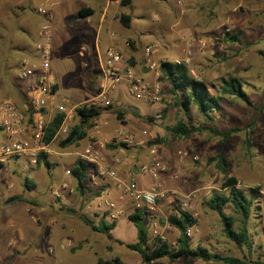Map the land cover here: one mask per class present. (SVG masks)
I'll use <instances>...</instances> for the list:
<instances>
[{
	"label": "rangeland",
	"instance_id": "rangeland-1",
	"mask_svg": "<svg viewBox=\"0 0 264 264\" xmlns=\"http://www.w3.org/2000/svg\"><path fill=\"white\" fill-rule=\"evenodd\" d=\"M13 1H17V5L20 8L28 10L30 15L33 16V20L26 25L29 29H33L38 21H42L41 17L35 14L36 12L29 11L31 8L32 10H36L37 5L32 3L34 0ZM170 1L176 5L177 12L181 9L186 13L181 25L188 24L185 26H190V31H185L187 34L174 36L173 34L169 35L167 33L169 31H162L163 33L159 35L161 29L157 25L158 23L153 21V13L156 12L159 1H146L144 4L142 0H134L131 5L122 8L123 12L129 14L132 18H134V12L142 11L145 13L143 17H139L136 20L137 27L129 30L130 35L135 38L137 51L142 53L143 47L150 45L152 49L148 57L156 64H159L162 60H171L173 58L185 63L189 73L194 78L203 81L212 95H215L219 91L221 80L234 77L238 79L250 104H245L235 96L221 94L219 109L217 112H211L213 126L220 130H225L232 126L240 128L239 131L227 136L223 143H220L218 136H212L206 131L192 133L186 138H174L166 130L161 135L158 127L163 123L164 118L155 122L157 127L156 132L153 130L154 122L151 120L153 123L151 122L149 128L154 132L143 141L144 147H140L139 149L141 151L144 150L143 154L133 152V163L139 165L147 162L151 156L148 150L153 149L155 156L165 166L166 171L164 173L169 174V176L170 174L174 175V177L165 178V183H163L164 185L161 184V186L166 192L162 198L156 200L155 207L158 210L155 207L153 210H149L148 215L154 213L152 214L153 218L151 220L148 218V222L143 220L142 225L149 236L158 235L151 233L153 226H150V224L152 221H157L155 224L156 228H158L157 224L162 218L166 219L167 214L176 206L182 207L184 210L189 211L196 220V225H193L192 229L189 228L190 234L188 237H190L189 245L191 247L194 246L193 244L198 243L209 251L215 252L214 247H211V244H213L219 250L224 249L222 250L223 254H231L237 257L245 254L249 261H263L264 60L260 53L264 52V0ZM97 11L98 9L95 8L96 13ZM52 24L51 21L50 48L51 50L53 49V38L56 50L53 54L49 55V72L51 74L54 72L53 75L56 81V83L54 82L55 90L58 86L65 84L66 81L69 83V90L72 87V83H78L75 94L74 91L71 92L68 89L67 93H65L64 90L66 89L62 88L55 92L53 100L59 101L62 98H66L64 97L65 94V96H70L69 98H74L73 100L68 99L70 106L81 105L97 93V82L82 84L84 80L82 78L84 74L83 68L77 66L75 71L72 70L73 76L66 68L69 63H73V61L76 63L78 61L77 53L78 51L87 49V46H89L88 40H77L75 37L64 39L65 37L60 36L58 31H53ZM73 28L72 26L71 29L74 30ZM225 31L231 35H235L236 39H226L224 35ZM175 38L178 39L177 42L171 43L170 40ZM198 40L205 41L203 47L200 48L198 46ZM134 41L131 43L132 45L128 43L127 47H133ZM28 42L31 45L34 44H32L31 39H28ZM183 42H185L184 45ZM10 53H8V57L11 58L10 71L16 74L17 65H13V56ZM160 54L164 56L156 58ZM79 55L81 56V54ZM127 59L131 63L132 58L128 56ZM141 60L145 65L142 57ZM27 61L33 63L37 59L27 56ZM64 64L65 69L63 68ZM149 71L151 70L149 69ZM158 77L159 75L154 78L162 84V81ZM6 83L13 91H16V93L14 92L13 99L16 103H19L21 101V85L17 86L14 81L9 80ZM163 84L167 85L166 82H163ZM82 93L85 97H80ZM78 94L79 96L75 97ZM165 97L167 96L162 94V98ZM172 100L173 98H169L167 102L171 105L168 125L174 123L179 117L186 120L183 113L179 115L176 106L172 105ZM127 101L131 109L133 108L140 115L144 116L148 110L150 111L151 107L147 105L148 103L134 100L130 95L127 96ZM161 103L162 101L159 105ZM76 121L77 118L72 110L68 126L76 123ZM189 121L192 124H199L203 120L199 113L192 111L189 114ZM140 123L144 126L146 125L143 120ZM62 137L57 136L52 139L47 148L54 151L63 150L67 145L63 147L59 145ZM3 139L4 137L0 132V141ZM88 139L84 137L77 140L69 144L68 148L79 150L85 141H91L90 138ZM123 148L127 150L129 147ZM217 152L225 160V173H222L217 167L216 160L212 159ZM145 156L146 159H144ZM64 163L67 164V161ZM61 168L62 164L59 161H55L52 162V168L47 171L42 163L30 164L28 159L22 156L8 158L6 163L0 168V206L2 207L5 204L3 202L10 196L20 197L21 201H30L28 203L20 202L24 207L28 205L32 209V211L28 212L24 211V208L23 211H12L11 206H3L0 209V264H47L42 256L36 255L34 258L33 254H31L33 250L46 253V249L51 246L48 241H44L41 238L45 225L44 221L48 217L45 214L48 211L52 213V210L57 211L60 209L63 214L69 215L73 209L69 203H65L62 206L59 195L61 190L69 192V189H71L74 191V187H70V185L61 187L60 185L61 190H59V195L53 196L52 193L51 188L55 187L56 182L51 176L47 175V172L53 175ZM229 176L235 179V186L243 191L246 196L251 197L253 201L246 226L251 245L255 247V251H249L248 249V253H245V248L242 249L243 251H239L230 241H226V245L229 248V251H226L225 245L222 242L225 236L218 216L205 204V201L213 192L226 194L227 188H222L221 183ZM142 178L144 180L147 179L146 176ZM25 179L31 182L29 188L24 186ZM171 180L175 181L176 186L170 184ZM191 189L193 191H190ZM92 190L93 187L90 184V180L88 181L85 178L83 193L80 194L78 192V195L75 194L73 196L76 198L80 197L81 203L85 199L84 193L86 191L90 193ZM128 212H130V209L125 212V215ZM223 212L225 215L233 217L234 222L232 227L234 229L241 226V217L229 202L224 204ZM44 215L45 218L43 219ZM74 215L78 218L76 214ZM86 215L90 214L87 213ZM85 218L88 219L87 217ZM103 222L106 224L109 220L105 217ZM171 227L165 226L162 230L166 241L170 245L169 232L172 229ZM88 232H90L91 237L95 235L91 231ZM111 233L113 237L125 243L136 241L135 227L124 216L116 220L115 227ZM97 235H99V242L100 239L103 240L105 237L103 233ZM97 249H101L99 244L97 245ZM99 256L105 259L117 257L122 264H141L138 253L126 248L124 245L116 243L112 246L110 252L100 251ZM175 261L177 263L178 259ZM57 262L58 264H70L68 259L58 260L54 264ZM156 263L167 264V260L165 257H162L157 259ZM85 264L92 263L88 262Z\"/></svg>",
	"mask_w": 264,
	"mask_h": 264
},
{
	"label": "crops",
	"instance_id": "crops-1",
	"mask_svg": "<svg viewBox=\"0 0 264 264\" xmlns=\"http://www.w3.org/2000/svg\"><path fill=\"white\" fill-rule=\"evenodd\" d=\"M118 1L119 0H54V1L34 0L32 1V3L37 5L36 10H32L31 8L29 11H34V13L36 12L35 14L40 16L42 21H38L33 29H29L26 25L31 20H33V16L30 15L28 10L20 8V6L17 5V1L0 0V98H10L14 100L13 96H14V92L16 93V91L15 90L13 91V89H11V87L8 86V84L6 83V81L8 80L14 81L15 85L17 86L21 85L20 89L22 91V94H24L25 82L19 81L16 78V74L10 71L11 58L8 57V53L11 52L10 54H12L13 56V61H14L13 65H18L20 61L27 59V56L33 57L34 56L33 43H35L38 40L40 34V26L42 23L46 22V19L50 25L52 21L53 31H58L60 36L65 37L64 39H67L69 37L70 38L75 37V39L77 40H85V39L88 40L87 42L89 46H87V49H84L83 51H78L77 53L78 61H76V63L74 61L73 63H69L67 65V68L65 67V64L63 66L64 69L66 68L71 72L70 74L73 73L72 70L73 71L76 70L77 66L83 68L84 74L82 78L84 80L82 81V84L85 83L92 84L97 82L98 85V81L100 79L99 58L103 54L105 48L108 46H113L116 49H118L124 57L127 58L128 56L131 57L132 61L130 65L133 67L134 72L139 77L150 82L155 81L156 79L153 77L151 71H149V69L146 68L143 62H141L142 61L141 57L143 58V55L142 53H139L137 51L134 41L135 38L131 36L129 33L130 29H134L137 27L136 20H138L139 17H143L145 13H143L142 11L134 12L135 13L133 16L134 18L130 17V15L127 14L129 15L130 19L128 25L124 26L120 22L119 16L121 14H126L125 12H123L122 9L125 6H120ZM146 1L147 2L159 1L158 2L159 5L156 8V12L153 13V21L158 23L157 25L161 29L159 31V35L163 33L162 31H169L167 33H169V35L173 34L174 36L184 35L187 34L185 33V31H190V26H185L188 24L181 25L186 13L183 12L181 9H179V11L177 12L175 8L176 5H174L172 1L142 0V3L145 4ZM133 2L134 0H131L130 5ZM79 7L90 8L92 12L84 17L76 18L75 12ZM94 7L98 9L97 13L95 12ZM38 8L43 12H39ZM72 26L74 27L73 28L74 30L71 29ZM28 39H31L33 45H31L28 42ZM177 40L178 39L175 38L173 40H170V42L174 43V41L177 42ZM133 41L135 47L134 46L131 48L127 47V44L128 43L131 44ZM184 44L185 42H183V45ZM52 48H53L52 50L50 48V54H53L56 50V44L54 43L53 38H52ZM79 54H81V56ZM161 56L164 55L160 54L156 56V58H160ZM170 61H177V59L173 58ZM157 71L159 73L158 67H157ZM53 73L51 75L54 79V82L56 83L55 76L53 75ZM156 81L159 83L158 80ZM163 82L165 81H162V84L159 83L161 88L160 102L162 101L160 105H159L160 102L157 103V102H150L147 100H140L148 103L147 105L151 107L150 111L148 110L147 114H145L144 116L138 114L133 108L131 109L127 101V96H129V94L127 93L123 85L118 86L110 95V102H111L110 109L101 110L99 114L94 119H92L91 125L86 129L85 138L87 139L90 138V140L100 143L102 145L99 148V153L101 157L100 164L108 169L114 170L116 172L117 178L120 181L126 182L129 179V177L134 176L137 186L139 188H146L149 185L150 179L146 176L147 179L144 180V178L142 177L145 175H141L138 173V166L140 164L137 165L133 163V159H132L133 152L138 154L144 153V150L141 151L139 149L140 147H144L142 144L143 141L149 138L153 134V132L157 130L155 123L156 121H159L160 119L164 118L163 123L160 124L158 127V131H160L161 135L165 130L164 127L170 126L168 124L170 121L171 105L168 104L167 102L169 101V98H172V96L168 93V84L167 85L163 84ZM68 85L69 83L68 81H66L65 84L58 86L55 92L59 91L62 88L63 89L65 88L66 90L64 91L65 93H67L66 91L69 90ZM71 86H70L71 89L69 91L71 92L74 91L75 94L76 88H78V83L74 82L72 83ZM82 94L80 95V97L81 96L85 97V95ZM162 94L166 95L167 97L162 98ZM5 95H9V96L2 97ZM78 96L79 94L75 97ZM64 97H66L69 100L74 99V98H69L70 96H65V94ZM172 103H173L172 105H175L173 100ZM175 106L177 108V112L179 113V115L183 113L182 109L179 106L177 105ZM218 109H219V103H218ZM162 110L164 112H162ZM217 110H213L211 112H217ZM117 111L121 113L120 116H116ZM157 111L160 112L159 119H155L152 116ZM192 111H196L198 113L194 104L189 105V108L187 110L188 119H189V114H191ZM211 112H210V116H211ZM141 120H143L146 123L145 126L140 123ZM151 120L154 122V127H153L154 131L149 128L152 122ZM177 120H184V119L182 117H179L175 120V122ZM211 121H212V116H211ZM201 123H203V121H201L199 124ZM232 127H236V126H232ZM124 135H129L132 138V142L131 143L124 142L123 141ZM86 142L87 141H85V143L81 146L79 150L68 148L67 145L63 150L54 151V150H50L49 148H46V151L44 152L46 154V160L50 163V166L47 169V171L52 168V162L59 161L62 164V168L53 175L47 172V175L49 177L51 176L53 180L56 182L55 187L51 188L52 191L53 190L57 191L59 195V190H61L60 185L62 183H65L66 185H70V187H74V191H72L71 189H69V192H67V190H61L60 191L61 193L59 195L62 206L65 203H69V205L73 207L69 215L63 214L60 209H58L57 211L52 210V213L51 211H48L45 214L48 215V217L46 221H44L45 225L43 227V235L41 236V238L44 239V241H48L51 246L46 249V253H42L38 250H33L31 253L33 254L34 258L36 257V255L42 256L46 260L47 264H54L56 261L62 259H68V262L70 264H85L88 262L94 264L98 258H102L101 256H99L100 251L110 252L112 246L115 243L119 245L125 244V242H122L121 240L113 237L111 232L112 229L115 227L116 220L122 216L126 218V215L129 212L126 215L125 212H127L129 209L130 211H132L131 203L128 197L120 190V188L116 187L115 182H112L108 178L97 176L94 173L92 167L89 166L88 170L86 171L85 178H87L88 181L90 180V184L93 187V190L90 193L86 191L84 193L85 199H83L82 202L80 203V197L76 198L73 196L75 194L78 195V191L75 189L74 180L70 179L72 178L70 176V173L68 174L64 173V170L65 169L69 170L72 167L75 160L79 158L80 150L88 143ZM49 143L50 142H48L47 146L49 145ZM121 143H124L126 147L129 148L126 150L125 148H123L124 146ZM17 157L18 156H10L8 158H17ZM144 159H146V156L144 157ZM65 161H67V164L64 163ZM165 171L166 169L159 172L158 174V181L160 182V184L165 183V178L174 177V175L170 174L169 176V174L164 173ZM170 184L176 186L174 180H171ZM190 191H193V189H191ZM105 199L114 200L124 212L120 217L114 220V225L108 230L111 236V240L109 241L105 236L104 239L103 240L100 239L99 242V235L96 236V234H101L102 232L92 230L88 224H85L80 219L79 216L84 215V217H87L90 220L91 224L99 225L101 221H103V219L105 218V212L102 211L104 207L103 202ZM13 200L4 201L3 203L5 204L2 205V207L11 206L12 211L14 210L23 211V208L24 211L26 212L32 211V209L28 205H26L25 207L21 205V202H27V201H21L20 197H14ZM2 207L0 206V209H2ZM155 208L157 209V207ZM87 213H89L90 215L87 216L86 215ZM74 214H76L78 218H76ZM152 214L146 215L144 221L148 222L149 221L148 218L151 220L153 218ZM45 215L43 219L45 218ZM110 222L111 221H109L106 224L109 225ZM155 222L157 223V221ZM155 222L152 221V223L150 224V226L151 225L153 226V228H151L152 230L151 233L158 234L159 236L165 239L166 237L162 233V230L165 226H170V225L165 221V218H162L161 221H159V223L157 224L158 228H156ZM171 228L172 229L169 232L170 233L169 240L171 246H174V241L177 237V232L173 227ZM189 228L192 229V226ZM190 229L188 236L190 234ZM88 231H91V233L93 232L92 234L95 235L91 237L90 232ZM226 241L228 242L226 237H224V240L222 242L225 245V250L229 251V248L226 245L227 244ZM249 243H250L249 251H255V247L251 245L250 238H249ZM98 244L101 246L100 250L97 249ZM196 244L198 243H195L193 245ZM108 245L110 246L109 250L106 249ZM211 247H214L215 253H219L221 255H229V254H223L224 252H222V250L224 249L219 250L216 246H213V244H211ZM243 248L246 249V247L244 246L237 249L239 251L240 250L243 251L242 250ZM245 253H248L247 249ZM254 261L256 260L253 261L248 260L247 263L252 264L254 263ZM192 263L205 264L204 261H201L199 259H190V258L188 259L179 258L177 263L176 261L170 262V264H192ZM208 263L210 264V262ZM56 264H58V262Z\"/></svg>",
	"mask_w": 264,
	"mask_h": 264
},
{
	"label": "trees",
	"instance_id": "trees-1",
	"mask_svg": "<svg viewBox=\"0 0 264 264\" xmlns=\"http://www.w3.org/2000/svg\"><path fill=\"white\" fill-rule=\"evenodd\" d=\"M131 0H119L120 6H129ZM92 10L90 8L79 7L75 12V17H84L90 14ZM129 15L121 14L119 20L122 25L127 26L129 23ZM226 39L235 40L236 36L231 35L225 31ZM264 60V52L260 53ZM130 64V62L128 61ZM159 80L165 81L168 84V93L172 96L175 105L179 106L186 120H177L170 126H165L164 129L174 138H186L191 133H200L202 131L208 132L212 136H218L220 143L226 139V137L232 133L239 131V127H231L226 130H219L217 127L211 124L210 112L218 109V103L221 98V94H229L237 97L245 104L249 105L250 102L240 86L238 79L234 77H228L221 80L219 91L212 95L209 93L206 84L194 78L188 71L185 63L181 61L162 60L158 65ZM55 89V85H54ZM20 100L24 101L25 96L20 92ZM190 104H194L198 113L202 116L203 123L192 124L188 119L187 110ZM110 104L103 108H97L94 106L76 107L73 109V113L77 118L76 123L68 126L67 132L63 135L59 141L60 146H66L77 140H80L86 136V129L91 125L92 119H94L101 110L110 109ZM162 112H164L162 110ZM120 112H116V116H120ZM61 113H55L48 122L43 140L45 143L49 142L53 137L56 129L58 128L61 119ZM250 126V125H249ZM124 147L126 145L121 143ZM212 159L216 160L217 167L225 173V160L223 156L217 152ZM42 163L46 170L49 168L50 163L46 160V154L41 152L36 157V163ZM2 164H0V168ZM89 165L82 158H77L69 169L70 176L74 180L75 189L81 194L83 193L85 174ZM31 182L27 179L24 180V186L29 188ZM222 188H227L226 194L213 192L205 201L207 207L214 211L218 216V219L222 225V231L228 241H230L237 248L242 246L248 250L250 247L249 236L246 226V221L249 218L252 208L251 197L246 196L243 191L235 186V179L233 177H226L221 183ZM14 197H8L6 201L13 200ZM30 202V201H27ZM226 202H229L232 208L241 217V226L234 229L232 224L234 222L233 217L225 215L223 212V206ZM148 215V210L134 209L130 211L126 218L133 224L136 232V241L132 243H125L124 246L132 251L138 253L141 264H157L156 261L159 258L165 257L167 264L175 261L179 258L184 259H199L204 261L205 264H246L248 261L247 255L241 257L231 255H221L219 253L211 252L207 248L196 244L193 247L189 245V237L186 234L188 227L195 225V217L187 210L181 209L176 206L166 216V222L172 226L176 232L177 237L174 241V246H171L166 239L159 235H151L146 232V229L142 225V221L145 216ZM80 219L90 226L94 231L102 232L106 238L110 241L111 236L108 230L114 225V221L110 224H105L103 221L99 225H93L84 216H79ZM106 249H110L108 245ZM94 264H122L117 257L111 259L98 258ZM254 264H264L263 261L256 260Z\"/></svg>",
	"mask_w": 264,
	"mask_h": 264
},
{
	"label": "built area",
	"instance_id": "built-area-1",
	"mask_svg": "<svg viewBox=\"0 0 264 264\" xmlns=\"http://www.w3.org/2000/svg\"><path fill=\"white\" fill-rule=\"evenodd\" d=\"M38 10L43 12L39 8ZM50 42V24L46 19V22L41 24L39 38L33 45V57L37 61L31 63L24 59L17 65L16 78L25 82V100L16 103L10 98H0V132L4 137L0 141V164H4L10 156H22L28 159L30 164H34L37 155L46 151L48 142L45 143L43 140L44 132L55 113H61L63 116L51 140L67 132L68 121L71 119V112L74 108L82 105L106 107L110 104L111 93L120 85H123L127 93L136 100L157 103L161 100L159 83L156 80L150 82L139 77L128 63V59L115 47L108 46L99 58L100 79L97 93L81 105L70 106L67 98L54 101L55 83L49 72ZM197 44L201 48L205 41L198 40ZM151 49L150 45L144 46L142 55L145 65L156 78L159 75L157 71L159 64L148 57ZM152 116L158 119L160 112L157 111ZM123 141L131 143L132 138L124 135ZM101 146L100 143L91 140L80 150L79 157L92 167L97 176L115 182L116 187L128 197L132 210L142 208L152 210L156 205V200L162 198L166 192L158 181V173L165 170V166L155 156L154 150L149 149L151 155L149 160L138 166V173L150 179L146 188H139L134 176L129 177L126 182L120 181L114 170L100 164L99 148ZM64 173L68 174L69 170L65 169ZM65 186V183L61 184V187ZM52 193L58 196L57 191L53 190ZM103 205L102 211L105 212V217L109 221L116 220L124 212L114 200L105 199Z\"/></svg>",
	"mask_w": 264,
	"mask_h": 264
}]
</instances>
